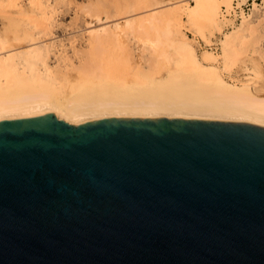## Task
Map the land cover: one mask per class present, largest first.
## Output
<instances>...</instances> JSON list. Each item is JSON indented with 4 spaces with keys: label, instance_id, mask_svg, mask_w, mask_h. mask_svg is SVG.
<instances>
[{
    "label": "water",
    "instance_id": "95a60500",
    "mask_svg": "<svg viewBox=\"0 0 264 264\" xmlns=\"http://www.w3.org/2000/svg\"><path fill=\"white\" fill-rule=\"evenodd\" d=\"M0 264H264V126L0 119Z\"/></svg>",
    "mask_w": 264,
    "mask_h": 264
},
{
    "label": "bare ground",
    "instance_id": "6f19581e",
    "mask_svg": "<svg viewBox=\"0 0 264 264\" xmlns=\"http://www.w3.org/2000/svg\"><path fill=\"white\" fill-rule=\"evenodd\" d=\"M244 2L0 0V119L264 126V0Z\"/></svg>",
    "mask_w": 264,
    "mask_h": 264
},
{
    "label": "rangeland",
    "instance_id": "374dc122",
    "mask_svg": "<svg viewBox=\"0 0 264 264\" xmlns=\"http://www.w3.org/2000/svg\"><path fill=\"white\" fill-rule=\"evenodd\" d=\"M255 1H256V3L259 4V5H262V3H263V0H246V2H244V4H243V8L245 9V11H246L247 13L251 10V8L253 7ZM234 6H237L236 1H235V3H234ZM237 20L239 21L240 18H237ZM190 35H191V34H190Z\"/></svg>",
    "mask_w": 264,
    "mask_h": 264
}]
</instances>
